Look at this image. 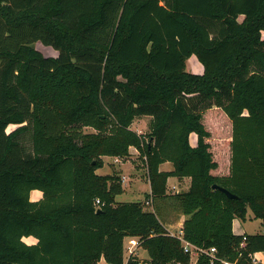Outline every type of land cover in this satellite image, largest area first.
<instances>
[{
	"label": "trees",
	"instance_id": "16d2710c",
	"mask_svg": "<svg viewBox=\"0 0 264 264\" xmlns=\"http://www.w3.org/2000/svg\"><path fill=\"white\" fill-rule=\"evenodd\" d=\"M130 147L154 211L116 201L120 178L96 173ZM170 176L188 189L169 194ZM164 207L185 215L184 240L216 248L196 264L264 251V233L232 230L248 210L264 228V0H0V264H123L126 237L148 255L126 264H189Z\"/></svg>",
	"mask_w": 264,
	"mask_h": 264
},
{
	"label": "crops",
	"instance_id": "0c3cea01",
	"mask_svg": "<svg viewBox=\"0 0 264 264\" xmlns=\"http://www.w3.org/2000/svg\"><path fill=\"white\" fill-rule=\"evenodd\" d=\"M37 45H40V47L49 48L52 50V53L45 54L43 51L39 49L46 56L56 54V52L48 46H44L42 44L36 43L35 46L37 49H38ZM150 119H151L150 116L136 117L131 123L130 128L139 134L146 133L148 131V123ZM137 121H140V122L136 123ZM142 121L144 122V124L143 123L141 124ZM9 126H14V128L17 127V125H14V124H11ZM9 126L7 127V131H10L8 130ZM144 128L146 129V131L143 130ZM86 130L89 131L91 129L87 128ZM137 154H138L137 149L134 147H130L129 155L125 158H118L114 156H103L102 157L103 166L96 170V173L98 174H101V175L115 174L120 178L122 187H123V192L120 194V196L123 195V193L125 192L135 193V194L142 193V192L144 194L150 193V185H149V180L146 174V168L144 167L145 175L141 177V173H140L141 170L138 169L136 163H133L135 158L138 156ZM159 168L162 171H170L172 170V164L170 162H164L160 164ZM140 180H142L143 182H140ZM171 180H173V183H172V186L170 187L168 186V183ZM144 184L147 185L146 189H144V186H145ZM189 184H190L189 177L177 178L174 176H170L167 178V192L169 194H174V193H178L181 191H185L188 189ZM127 186H128V189L126 188ZM118 196H116V201L124 202V201L118 200L117 199ZM29 198L31 201H37L42 198V192L38 189H33L29 193ZM184 219H185V215L179 212V218L176 220V223H165V224L163 222L162 223L168 231H170L171 229V233L173 232L177 234L180 232V228L182 226ZM232 230L235 234L264 233V228L262 226H261V229L259 230H254V231L246 230L245 226H243L237 218L234 219L232 222ZM23 241L26 242L27 244H34L36 243L37 240L33 236H29V237H24ZM252 256L256 260L257 264H264V251L255 252ZM143 258H147V257H143ZM98 264H106V263L104 259L101 258Z\"/></svg>",
	"mask_w": 264,
	"mask_h": 264
},
{
	"label": "rangeland",
	"instance_id": "374dc122",
	"mask_svg": "<svg viewBox=\"0 0 264 264\" xmlns=\"http://www.w3.org/2000/svg\"><path fill=\"white\" fill-rule=\"evenodd\" d=\"M241 18L242 17H240L239 19H241ZM37 46H38V49L43 51L45 54L52 53V50L49 49V48H43V47H40V45H37ZM190 58L187 59V61H186L187 70L192 72V73H201L202 72V64L198 61V59L195 56H192L191 59ZM207 112H208V115H211L213 113L212 109H209ZM211 119H212V122H211L212 125H210L211 123H208L207 128L208 127L210 129L214 128L212 130L215 133L219 129V126L221 125L222 121H221V119L216 118V116L214 118L211 117ZM138 122H140V121H137L136 123H138ZM142 123L144 124L143 121L141 122V124ZM215 125H216V127H215ZM13 128H14V126H9L8 130H11ZM143 130L146 131L145 128ZM225 133H226V137H227V135H228V128L227 127L225 128ZM195 142H196V135L192 134L191 143L195 144ZM218 147L219 146H217V148ZM218 149H220V148H218ZM134 155H136V154H134ZM133 163L137 164L138 169L141 170L140 171L141 177H143L145 175V169H144L145 164H144L143 159L141 157L137 156ZM101 172H103V171H101ZM140 182H143V181L140 180ZM172 183H173V180H171L168 183V186L171 187ZM144 185H145L144 189H146L147 185L146 184H144ZM126 188L128 189V186ZM117 199L121 200V201H124V202L141 201L143 203V209L144 210H147V211H154L155 210V208H154V206L152 205L151 202L149 204H147L145 202L146 199H145V194L143 192L142 193H138V194L125 192V193H123V195H121V196L119 195L117 197ZM161 205H164V204H161ZM161 210L162 211H160L161 213H160L159 216H160L161 221L164 224L165 223H176V220L179 218V211L177 209H171V208L169 209V208L164 207V208H161ZM238 220L240 221V223L243 226H245L246 230H248V231H254V230L261 229L260 222L257 219H254L252 217V213H251L250 210L247 211L245 219H238ZM169 232L171 233V229H170ZM174 234H176V233H174ZM127 248H128V237H126L124 239L123 250L126 251ZM137 255L139 257H142V258L143 257H148L147 252L144 249H142L141 247H138Z\"/></svg>",
	"mask_w": 264,
	"mask_h": 264
},
{
	"label": "built area",
	"instance_id": "2783aa9c",
	"mask_svg": "<svg viewBox=\"0 0 264 264\" xmlns=\"http://www.w3.org/2000/svg\"><path fill=\"white\" fill-rule=\"evenodd\" d=\"M147 204L151 202V199H148L145 201ZM96 204H99V200H96ZM173 236H177L181 243H182V248L185 253L189 254L190 260L189 264H196L198 257L200 255H206L210 259V263H213L216 259V248L215 247H209V248H204V247H199L196 245H193L192 243L184 240L180 232L177 234L170 233ZM245 242V236L242 237V241L240 243L241 246H244ZM139 246L138 238L137 237H128V248L126 251L123 250V264H126L128 259L131 256H138L137 255V249ZM139 257V256H138ZM142 259V257H140ZM223 264H239L237 261H226V260H221ZM138 264H144L142 261H139ZM175 264H180L179 262H176ZM251 264H257L256 260L251 256Z\"/></svg>",
	"mask_w": 264,
	"mask_h": 264
},
{
	"label": "water",
	"instance_id": "95a60500",
	"mask_svg": "<svg viewBox=\"0 0 264 264\" xmlns=\"http://www.w3.org/2000/svg\"><path fill=\"white\" fill-rule=\"evenodd\" d=\"M213 188H219L221 191H223L224 193H226L227 196L229 197H234V195L232 193H230L227 189L219 187L218 185H213ZM99 211V209L97 210Z\"/></svg>",
	"mask_w": 264,
	"mask_h": 264
}]
</instances>
